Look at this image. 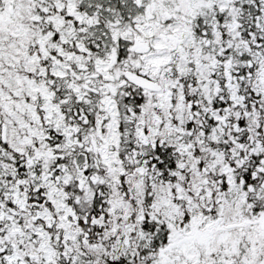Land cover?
I'll return each mask as SVG.
<instances>
[{
    "label": "snow or ice",
    "instance_id": "6c2138e0",
    "mask_svg": "<svg viewBox=\"0 0 264 264\" xmlns=\"http://www.w3.org/2000/svg\"><path fill=\"white\" fill-rule=\"evenodd\" d=\"M0 264H264V0H0Z\"/></svg>",
    "mask_w": 264,
    "mask_h": 264
}]
</instances>
